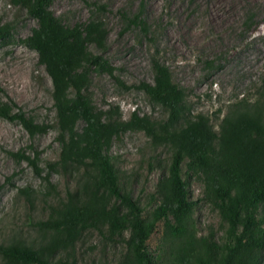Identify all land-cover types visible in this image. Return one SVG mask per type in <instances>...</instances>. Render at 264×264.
<instances>
[{
	"label": "trees",
	"instance_id": "trees-1",
	"mask_svg": "<svg viewBox=\"0 0 264 264\" xmlns=\"http://www.w3.org/2000/svg\"><path fill=\"white\" fill-rule=\"evenodd\" d=\"M19 2L38 22L22 42L38 53L53 84L61 152L51 167H75L82 170V175L76 179V187L67 191L66 198H58L51 205L50 216L37 222L41 239L19 236L0 243L2 263L78 264L74 250L82 233L104 227L109 238L128 232L126 250L115 264H261L264 88L255 101L230 104L215 129L207 114L187 116V88L176 83L169 67L153 56L154 81L143 82L139 87L167 109L166 120H152L136 112L129 121L115 120L118 108L97 112L85 94L94 70L111 76L115 73L109 61L89 50L91 43L102 48L107 45L106 22L91 17L70 27L50 9L53 0ZM143 8L142 1L138 12L123 13V17L128 27L139 26L147 34L149 24L143 17ZM10 29L8 24L0 26V39ZM0 117L20 122L31 135L47 129L29 119L15 102L0 101ZM80 122L83 125L78 128ZM128 127L143 129L155 147L166 146L171 152L168 172L156 184L154 196L158 203L148 213L126 188L116 157L108 151L113 139ZM37 158L29 159L35 167ZM185 176L198 178L202 183L203 200L225 224L221 239L213 230L205 235L197 231V202ZM45 179L48 194L55 195L56 185L49 176ZM19 193L33 205L35 192L20 188ZM158 223L163 224V257L152 254L147 244Z\"/></svg>",
	"mask_w": 264,
	"mask_h": 264
},
{
	"label": "rangeland",
	"instance_id": "rangeland-1",
	"mask_svg": "<svg viewBox=\"0 0 264 264\" xmlns=\"http://www.w3.org/2000/svg\"><path fill=\"white\" fill-rule=\"evenodd\" d=\"M142 1L143 17L149 24L147 34L139 26L128 27L123 17V13L138 12ZM50 9L70 27L91 17L106 22L107 45L102 48L91 43L89 50L109 61L115 73L111 76L94 70L85 94L97 112L118 108L115 120L129 121L135 112L152 120H166L167 109L139 87L154 81L153 56L169 67L176 83L187 88V116L207 114L215 129L230 104L252 102L261 96L264 0H53ZM6 24L11 29L0 39V101L17 103L29 119L47 129L31 135L20 122L0 117V243L19 236L41 239L37 222L50 216L51 205L58 198H66L82 175L75 167H51L61 152L53 84L38 53L22 42L37 27V20L19 0H0V26ZM108 151L116 157L132 197L145 212H151L158 203L156 184L168 172L170 150L155 147L143 129L128 127L113 139ZM36 156L35 167L30 160ZM46 176L57 187L55 195L47 192ZM185 177L197 202V231L205 235L213 230L221 239L225 224L203 200L202 183L198 178ZM20 188L36 193L33 205L20 195ZM162 234L163 224L158 223L147 243L157 257L164 256ZM127 237L125 232L109 238L104 227L84 231L74 250L77 263L115 264L126 250Z\"/></svg>",
	"mask_w": 264,
	"mask_h": 264
}]
</instances>
